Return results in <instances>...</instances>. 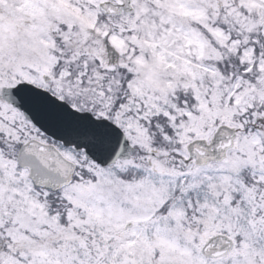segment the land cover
<instances>
[{
  "label": "snow or ice",
  "instance_id": "snow-or-ice-1",
  "mask_svg": "<svg viewBox=\"0 0 264 264\" xmlns=\"http://www.w3.org/2000/svg\"><path fill=\"white\" fill-rule=\"evenodd\" d=\"M0 264H264V0H0Z\"/></svg>",
  "mask_w": 264,
  "mask_h": 264
}]
</instances>
